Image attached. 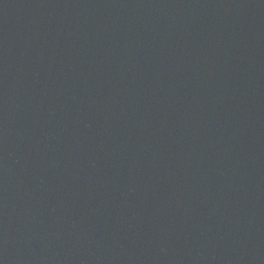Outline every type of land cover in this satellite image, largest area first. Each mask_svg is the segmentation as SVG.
<instances>
[{"label": "water", "instance_id": "95a60500", "mask_svg": "<svg viewBox=\"0 0 264 264\" xmlns=\"http://www.w3.org/2000/svg\"><path fill=\"white\" fill-rule=\"evenodd\" d=\"M0 264H264V0H0Z\"/></svg>", "mask_w": 264, "mask_h": 264}]
</instances>
